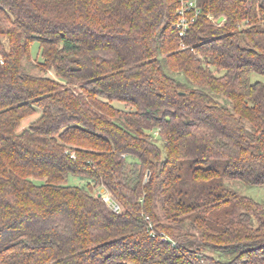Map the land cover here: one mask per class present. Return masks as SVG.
Masks as SVG:
<instances>
[{
  "label": "trees",
  "instance_id": "1",
  "mask_svg": "<svg viewBox=\"0 0 264 264\" xmlns=\"http://www.w3.org/2000/svg\"><path fill=\"white\" fill-rule=\"evenodd\" d=\"M197 2L0 0V264H264V0Z\"/></svg>",
  "mask_w": 264,
  "mask_h": 264
},
{
  "label": "rangeland",
  "instance_id": "2",
  "mask_svg": "<svg viewBox=\"0 0 264 264\" xmlns=\"http://www.w3.org/2000/svg\"><path fill=\"white\" fill-rule=\"evenodd\" d=\"M30 52L32 57H38V43L33 42L30 47ZM48 75H53L52 72H49ZM263 77L258 74L251 75V81L261 80L263 81ZM115 105L122 106L123 104L119 101L114 102ZM40 114L38 110L35 114H32L21 121L18 131H22L25 129L33 120H35ZM69 183L71 184H79L82 183L77 177L70 176ZM226 185L234 188L239 194L250 196L257 201H262L264 198V187L263 186H249L240 181L234 180H225ZM108 197V195H104V198ZM209 253V252H208ZM210 254V253H209Z\"/></svg>",
  "mask_w": 264,
  "mask_h": 264
},
{
  "label": "built area",
  "instance_id": "3",
  "mask_svg": "<svg viewBox=\"0 0 264 264\" xmlns=\"http://www.w3.org/2000/svg\"><path fill=\"white\" fill-rule=\"evenodd\" d=\"M178 3L177 19L173 26L177 30L180 47L186 48L183 38L186 36L190 26L196 22L201 11L197 0H178Z\"/></svg>",
  "mask_w": 264,
  "mask_h": 264
},
{
  "label": "water",
  "instance_id": "4",
  "mask_svg": "<svg viewBox=\"0 0 264 264\" xmlns=\"http://www.w3.org/2000/svg\"><path fill=\"white\" fill-rule=\"evenodd\" d=\"M98 196H100V194H98ZM104 200L107 202V204L110 207H112L115 210H118V205L110 197H106L104 198Z\"/></svg>",
  "mask_w": 264,
  "mask_h": 264
}]
</instances>
